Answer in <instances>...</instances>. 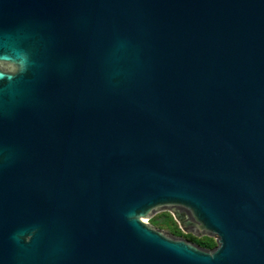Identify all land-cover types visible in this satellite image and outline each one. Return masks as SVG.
Wrapping results in <instances>:
<instances>
[{
	"label": "water",
	"instance_id": "water-1",
	"mask_svg": "<svg viewBox=\"0 0 264 264\" xmlns=\"http://www.w3.org/2000/svg\"><path fill=\"white\" fill-rule=\"evenodd\" d=\"M0 264H264V0H0Z\"/></svg>",
	"mask_w": 264,
	"mask_h": 264
},
{
	"label": "trees",
	"instance_id": "trees-1",
	"mask_svg": "<svg viewBox=\"0 0 264 264\" xmlns=\"http://www.w3.org/2000/svg\"><path fill=\"white\" fill-rule=\"evenodd\" d=\"M162 220L161 221H156V219L152 218L151 219V223L153 225H157L158 227H165L168 229V231L173 234V235H179V229L177 228L176 224H175V220L173 219L172 215L168 212L166 213H162ZM189 240L199 244L202 247L205 248H210L212 246H214L215 242L213 241L212 238L208 237V236H202L200 238H196L194 236L192 237H188Z\"/></svg>",
	"mask_w": 264,
	"mask_h": 264
},
{
	"label": "rangeland",
	"instance_id": "rangeland-1",
	"mask_svg": "<svg viewBox=\"0 0 264 264\" xmlns=\"http://www.w3.org/2000/svg\"><path fill=\"white\" fill-rule=\"evenodd\" d=\"M166 212H168V213H170L172 215V213L170 211H168V210H157L150 217H145L144 219L147 220L148 223H150L151 225H153L151 223V219L154 218V219H156V221H161L162 218H163L162 213H166ZM172 217H173V215H172ZM173 219H174V217H173ZM175 224H176V226H177V228L179 229V232H180L179 235H176V236L183 237V238H188V237H192V236H194L196 238H200L202 236H208V235H205V234H201V235L197 236V235H194L190 231L184 230L181 227L180 223L177 220H175ZM153 226L156 227V228H159V229H162V230H165V231L169 232L168 229L165 228V227H163V226L162 227H158L157 225H153ZM208 237L212 238L213 241L215 242V238L214 237H211V236H208Z\"/></svg>",
	"mask_w": 264,
	"mask_h": 264
},
{
	"label": "flooded vegetation",
	"instance_id": "flooded-vegetation-1",
	"mask_svg": "<svg viewBox=\"0 0 264 264\" xmlns=\"http://www.w3.org/2000/svg\"><path fill=\"white\" fill-rule=\"evenodd\" d=\"M181 214L184 216V217H183V220H186V219L188 218L186 212L181 211ZM185 239L189 240L188 238H185ZM189 241H191V240H189ZM192 242H193V241H192ZM198 245H199V244H198ZM212 247H213V246H212ZM212 247H210V248H212Z\"/></svg>",
	"mask_w": 264,
	"mask_h": 264
}]
</instances>
